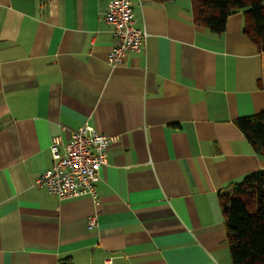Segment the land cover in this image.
I'll return each instance as SVG.
<instances>
[{"label": "crops", "instance_id": "1", "mask_svg": "<svg viewBox=\"0 0 264 264\" xmlns=\"http://www.w3.org/2000/svg\"><path fill=\"white\" fill-rule=\"evenodd\" d=\"M110 1L0 0V264H232L221 194L264 169L236 123L264 111V48L244 12L217 34L192 0H132L148 38L112 66ZM85 122L120 136L98 203L34 185Z\"/></svg>", "mask_w": 264, "mask_h": 264}, {"label": "trees", "instance_id": "2", "mask_svg": "<svg viewBox=\"0 0 264 264\" xmlns=\"http://www.w3.org/2000/svg\"><path fill=\"white\" fill-rule=\"evenodd\" d=\"M167 2L169 0H154ZM194 20L214 33L228 18L245 14V33L264 48V0H192ZM255 151L264 155V111L236 121ZM232 264H264V169L246 175L221 194ZM58 264H71L62 259Z\"/></svg>", "mask_w": 264, "mask_h": 264}, {"label": "built area", "instance_id": "3", "mask_svg": "<svg viewBox=\"0 0 264 264\" xmlns=\"http://www.w3.org/2000/svg\"><path fill=\"white\" fill-rule=\"evenodd\" d=\"M104 19L112 32L113 46L108 54L112 66L123 64L129 52L144 48L148 33L136 26L132 0H111ZM119 139V135L98 132L88 122L73 132L63 148L60 137H55L51 144L52 165L35 179L34 185L60 199L88 195L98 203L99 170L108 163L109 146ZM97 225L98 214L94 213L88 218V227Z\"/></svg>", "mask_w": 264, "mask_h": 264}]
</instances>
